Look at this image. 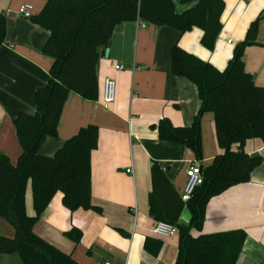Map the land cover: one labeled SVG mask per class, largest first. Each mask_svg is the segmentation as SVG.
Wrapping results in <instances>:
<instances>
[{"label": "crops", "instance_id": "obj_1", "mask_svg": "<svg viewBox=\"0 0 264 264\" xmlns=\"http://www.w3.org/2000/svg\"><path fill=\"white\" fill-rule=\"evenodd\" d=\"M45 2L0 0V12L7 21L5 42L0 46V154L12 163L18 161L22 152L14 120L20 113L34 114V94L48 82L52 64V59L43 54L49 31L21 17L18 9L30 5L36 17ZM195 2H179L177 10L183 12ZM223 2V28L213 51L202 45L203 33L196 28L181 35L166 26L138 21L122 23L114 29L99 62L98 99L88 101L79 95L68 96L57 136L47 138L39 153L52 156L81 128L96 125L99 141L91 153V203L100 212L81 209L70 212L63 206L62 194L57 193L35 224L34 232L71 255L77 264H175L178 234L157 238L152 233L158 223L149 213L152 164H160L181 197L188 167L195 162L207 167L222 151L212 113L201 118L202 161H197L185 146L161 141L154 129L164 118L175 127L190 126L200 109L196 86L172 74V47L178 43L183 50L224 70L234 48L245 39L250 24L262 13L257 44L246 47L243 61L255 84L264 87V0ZM117 65L124 69L117 71ZM105 77H110L117 88L116 99L109 105L102 102ZM244 151L261 157V164L252 172L249 182L233 186L209 200L202 230L192 234L196 237L243 230L247 238L236 264H264V140H248ZM25 202L27 214L33 216L30 183ZM190 217L185 207L179 223L188 225ZM72 229L82 234L78 244L66 237ZM147 238L161 242L157 256L144 249ZM18 259L16 254L0 255V264H19Z\"/></svg>", "mask_w": 264, "mask_h": 264}, {"label": "trees", "instance_id": "obj_2", "mask_svg": "<svg viewBox=\"0 0 264 264\" xmlns=\"http://www.w3.org/2000/svg\"><path fill=\"white\" fill-rule=\"evenodd\" d=\"M179 2L188 0H46L41 13L30 18L49 31L43 54L52 59V64L48 82L34 94V114L20 113L14 120L22 149L18 161L12 163L0 154V218L14 228V237L0 234V255L17 253L22 264H77L71 255L39 237L34 226L57 193L62 194L63 206L70 212H100L91 203V153L98 146L99 129L93 124L81 128L52 156L42 155L39 150L47 138L57 136L70 94L88 101L98 99L99 62L118 25L138 21L170 27L181 35L196 28L203 33L202 45L214 50L223 28V0H196L183 12L177 10ZM262 20L261 13L250 24L224 70L183 50L178 43L172 47V74L196 86L200 109L190 126L175 127L164 118L154 129L161 141L185 146L197 161H202L201 118L212 113L222 151L211 165L201 167L203 183L187 202L174 191L160 164H152L149 213L155 221L176 227L179 244L175 264H236L246 241L243 230L196 237L192 231L202 230L211 198L249 182L262 162L261 157L246 153L244 145L251 139L264 140V87L255 84L243 61L246 47L257 44ZM6 31V16L0 12V46L5 42ZM28 183L33 216L26 211ZM185 207L191 215L188 225L179 223ZM81 236L77 229L66 233L75 244ZM144 249L157 256L161 242L147 238Z\"/></svg>", "mask_w": 264, "mask_h": 264}, {"label": "built area", "instance_id": "obj_3", "mask_svg": "<svg viewBox=\"0 0 264 264\" xmlns=\"http://www.w3.org/2000/svg\"><path fill=\"white\" fill-rule=\"evenodd\" d=\"M18 14L25 18L30 19L33 16V7L30 5H23L18 9ZM117 71L123 70L124 66L117 65L115 67ZM117 88L115 82L110 77H105L102 83V102L106 105L112 104L116 99ZM202 168L195 162L192 163L186 170V186L181 196L183 202H187L192 197L195 189L203 183ZM130 173V170H127ZM153 235L158 238H168L177 235V229L172 224L166 222H158L153 229ZM104 264H112L106 262Z\"/></svg>", "mask_w": 264, "mask_h": 264}, {"label": "rangeland", "instance_id": "obj_4", "mask_svg": "<svg viewBox=\"0 0 264 264\" xmlns=\"http://www.w3.org/2000/svg\"><path fill=\"white\" fill-rule=\"evenodd\" d=\"M0 234L6 237H14V228L5 220L0 218ZM16 256H18L19 264H21L20 256L15 253Z\"/></svg>", "mask_w": 264, "mask_h": 264}, {"label": "water", "instance_id": "obj_5", "mask_svg": "<svg viewBox=\"0 0 264 264\" xmlns=\"http://www.w3.org/2000/svg\"><path fill=\"white\" fill-rule=\"evenodd\" d=\"M108 53L106 52V55H107Z\"/></svg>", "mask_w": 264, "mask_h": 264}]
</instances>
